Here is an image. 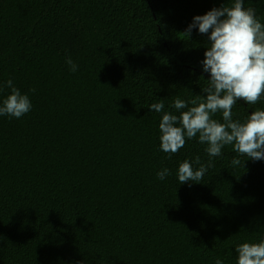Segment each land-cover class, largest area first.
Returning a JSON list of instances; mask_svg holds the SVG:
<instances>
[{"label": "trees", "instance_id": "1", "mask_svg": "<svg viewBox=\"0 0 264 264\" xmlns=\"http://www.w3.org/2000/svg\"><path fill=\"white\" fill-rule=\"evenodd\" d=\"M233 3L0 0V104L8 80L32 104L0 116V264H237L238 245L264 240V160L227 145L201 181L180 184L179 164H207V145L160 150L163 113L179 115L174 99L204 95L210 78L209 34L184 33ZM244 7L264 23V0ZM256 109L264 96L239 100L233 120Z\"/></svg>", "mask_w": 264, "mask_h": 264}, {"label": "clouds", "instance_id": "2", "mask_svg": "<svg viewBox=\"0 0 264 264\" xmlns=\"http://www.w3.org/2000/svg\"><path fill=\"white\" fill-rule=\"evenodd\" d=\"M193 29L209 34L202 65L210 78L202 89L204 95H196L190 101L174 99L172 107L179 115L163 113L159 122L160 150L176 154L186 140L198 136V142L207 145L205 152L210 159L204 164L196 156L192 162L186 159L180 163L177 171L180 184L201 181L213 166L211 158L219 157L227 145L248 159L264 160V110L252 111L243 122L232 117L237 101L254 105L264 96V23L256 17V9L245 8L244 0H234L231 6L223 5L194 17L184 35L190 36ZM66 63L70 71L78 70L71 57ZM6 86L11 91L0 104V116L19 119L31 110V101L13 86L12 80H8ZM164 107L163 100L149 106L157 113L163 112ZM217 112L222 113L223 122L213 119ZM232 164L240 165L241 160L233 158ZM169 175L167 168L157 173L160 180ZM235 252L237 264H264V240L242 243ZM215 264H223V261L217 258Z\"/></svg>", "mask_w": 264, "mask_h": 264}]
</instances>
